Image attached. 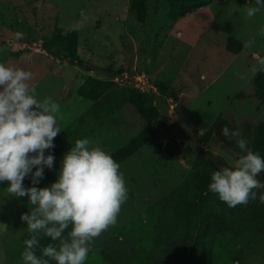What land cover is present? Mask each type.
Masks as SVG:
<instances>
[{
    "label": "rangeland",
    "instance_id": "1",
    "mask_svg": "<svg viewBox=\"0 0 264 264\" xmlns=\"http://www.w3.org/2000/svg\"><path fill=\"white\" fill-rule=\"evenodd\" d=\"M247 4L254 0H213L174 22L168 1L150 0L148 19L141 24L129 0H0V63L31 71L36 98L50 97L61 106L62 131L55 147L45 150L46 156H55L54 166L45 167L37 187L57 180L64 154L76 140L87 138L89 147L111 154L147 125L130 104L99 123V105L79 92L88 76L114 78L108 69H123L115 80L156 95L153 103L169 117L153 140L120 164L128 199L116 225L92 243L85 264H187V244L177 232L178 192L200 154L213 156L222 167L235 160L214 135L208 142L204 136L220 114L240 124L264 121V102L254 83L264 72V10L245 19ZM77 22L82 23L80 62H70L55 46H43L56 27L71 28ZM17 32L22 38H16ZM231 37L243 43L240 54L226 49ZM23 184L32 186L30 176ZM7 187L0 183V264H23L21 237L27 224L20 217L31 206L28 197L11 196ZM260 206L236 214L243 223L238 221L220 239L224 245L215 252L208 249L216 242L217 229L207 232L202 242L208 248L189 264H264V230L251 224ZM197 234L201 237V230Z\"/></svg>",
    "mask_w": 264,
    "mask_h": 264
},
{
    "label": "clouds",
    "instance_id": "2",
    "mask_svg": "<svg viewBox=\"0 0 264 264\" xmlns=\"http://www.w3.org/2000/svg\"><path fill=\"white\" fill-rule=\"evenodd\" d=\"M261 10L264 0H254L245 6V19ZM81 27L77 22L61 35ZM260 32L264 35V28ZM15 35L19 39L23 34ZM260 67L264 70V60ZM32 79L31 71L0 63V183H8L11 196L28 197L31 206L20 217L30 236L24 241L23 264H85L94 240L116 225L129 189L120 164L103 148L89 147L87 138L76 140L64 154L55 182L37 187L45 167L54 166L55 156H46L45 150L55 147L54 139L62 131L61 106L50 97L38 100L36 88L29 83ZM221 134L235 141L242 154L234 165L212 172L208 192L230 208L256 199L264 204V181L259 178L264 157L248 146L239 130L225 125ZM29 176L32 186L25 187ZM45 238L52 242L42 245Z\"/></svg>",
    "mask_w": 264,
    "mask_h": 264
},
{
    "label": "trees",
    "instance_id": "3",
    "mask_svg": "<svg viewBox=\"0 0 264 264\" xmlns=\"http://www.w3.org/2000/svg\"><path fill=\"white\" fill-rule=\"evenodd\" d=\"M129 1L131 11L136 14L138 21L141 24L146 23L149 16L148 2L150 0ZM166 1L170 5L169 17L174 22L198 12L213 2V0ZM68 29L70 28L56 27L51 36L44 38L43 46L47 49L55 46L65 52L70 62L77 63L79 61V31H72L67 36L61 35L63 31ZM226 49L233 54H240L243 49V43L231 37L228 40ZM108 72V75L115 73L117 76L114 78L88 76L80 87L79 92L81 96L91 99L95 101L96 105H99V123L107 120L118 108L127 104L133 105L140 117L147 121V125L135 138L117 151L111 153L113 158L119 164H122L141 147L153 140L167 123L169 117L166 113L161 115L159 106L153 103L157 99L156 95L132 85H122L118 79L115 80L123 73V69L116 70V68L110 67ZM254 83L257 97L264 102V72H260L256 76ZM225 125L232 130H239L241 137L248 141V146L264 157V121L256 125L250 122L240 124L220 114L203 139L205 142H208L210 137L214 135L218 142L231 151L235 160L232 164H224L225 166L230 167L234 165L236 159L242 154L235 141H229L221 134V129ZM220 163L218 159L215 160L211 155L200 154L197 163L187 176L176 198V205L178 207L176 215L181 219V226H179L177 232L178 237L187 244L188 251L184 253V260H186L187 264L196 258L199 251L203 248H208V245L202 242L208 238L207 232L214 227L217 229L214 233V241L216 242L208 249L215 252L218 246L224 245L220 239L222 237L226 239L229 231L234 228V225L235 227L238 225V221L243 223L240 219H236V214H246L254 206L257 208L260 206L258 203L259 199H256L250 200L247 205H238L235 208H230L218 198L217 194L208 192L207 186L210 183L211 174L222 167ZM259 178L264 181V173ZM259 208H261V210L259 209L260 212L257 209L254 210L255 216L251 224L255 230L261 232L264 230L262 228V225H264V206L261 205ZM198 230L202 232L201 237H198ZM29 238L28 231L21 237L23 243ZM51 242L50 238H45L41 241V244L46 245ZM51 264H56V262L52 261Z\"/></svg>",
    "mask_w": 264,
    "mask_h": 264
}]
</instances>
